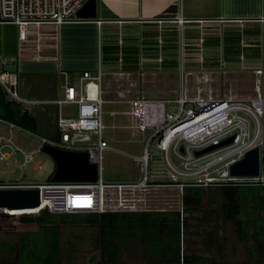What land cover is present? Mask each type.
Here are the masks:
<instances>
[{
	"label": "built area",
	"instance_id": "obj_1",
	"mask_svg": "<svg viewBox=\"0 0 264 264\" xmlns=\"http://www.w3.org/2000/svg\"><path fill=\"white\" fill-rule=\"evenodd\" d=\"M88 1L0 0V24L17 26V39L21 45L29 42L31 36L37 37L39 42L37 29L46 25L60 26L79 22L75 19V14ZM176 18L175 23L180 27L192 22L183 17ZM102 23L97 22L98 26ZM119 63L121 67L124 65L123 57L119 58ZM254 73L257 76L263 75L260 69H256ZM107 74L100 60L96 74L85 71L78 79L71 76L64 81L63 99L38 101L19 94L20 79L17 73L0 72V89L12 101L33 107L54 104L59 108V141L39 137L40 146L28 150L15 142L14 132L24 130L14 122L0 119V162L9 168L20 154L24 160L22 166L33 164L35 171H41L44 165L37 160L38 155L44 153V146L51 145L67 151L87 152L90 163L97 165L98 169L96 182H0V188H37L41 191V206L36 209L38 212L15 218L35 216L42 210H48L59 215L180 212L183 219L185 189L264 185L263 175L256 178L230 175L231 164L242 159L247 151L256 146L263 148L262 88L258 90V99L250 102L233 97L191 100L184 99L183 94L177 101L179 104L174 112H168L165 106L162 109L158 101L138 100L131 111L133 123H136L131 129L144 134L147 130L153 132L146 142L143 156L134 157L140 172L139 181L104 182L105 152L112 149L104 138L107 126L103 120V106L111 103L106 98L107 91L103 86V79ZM93 83L97 87V96L94 98L90 97V86ZM64 106H76L77 116L64 117ZM204 115L207 117L200 119ZM250 119L255 124L254 128ZM232 135H236V139L231 145L203 156L196 155L198 151L219 144ZM171 152L181 161L179 165L171 161ZM157 167L160 169H156ZM167 178L172 182L163 181ZM173 189H179L181 193L168 194V190L173 193ZM169 197L172 198L171 201ZM11 217L0 215V219L4 220Z\"/></svg>",
	"mask_w": 264,
	"mask_h": 264
},
{
	"label": "rangeland",
	"instance_id": "obj_2",
	"mask_svg": "<svg viewBox=\"0 0 264 264\" xmlns=\"http://www.w3.org/2000/svg\"><path fill=\"white\" fill-rule=\"evenodd\" d=\"M110 28L113 31L109 33L106 28L99 40L97 28L93 25L66 23L56 27L42 26L37 29L38 38H40L38 43L41 44L42 50L34 52L31 49H35V44H33L37 41L35 36L30 37L29 46L26 49L18 42L17 26L0 24V72L10 71L18 74L20 79L18 92L24 97L63 99L62 84L64 79L62 73L65 71L77 79L84 73V70H90L96 74L101 60L103 70L108 73L103 79V86L107 91V100L111 101L110 104L103 106V120L107 126L104 130V138L112 148L105 152L104 157L103 180L106 183H137L139 181L140 172L134 162V157L143 156L146 142L153 132L147 130L144 134L131 129L136 124L133 123L134 118L131 117V111L138 100L158 101L162 109L165 106L168 112H174L179 104L177 101L183 94H185L184 99L191 100L202 98L218 100L233 97V99L250 102L258 99V90L262 88L263 75L256 76L255 69H247L244 63H240L237 67H230L226 62H223L220 68H215L213 64L205 61L193 60L192 51L186 50L183 38L185 43L187 42L186 39L189 38L195 40L198 38L199 30L195 31V29L190 33H183V38L182 33L179 34L181 31L178 30L177 67L172 66L171 62L165 61L162 51H165L167 42L164 41L163 49L158 48L157 52L163 56H158L161 61H150L144 57L145 60L141 61V70L128 73L127 70L125 71L119 66L118 57H115L118 42L114 36L118 35L117 28L115 26ZM69 36L71 38L68 39ZM86 36L89 40L83 39ZM55 38L61 50L55 52L56 48V50L48 53L50 49H45L44 46ZM109 39L110 41L107 43L106 41ZM98 40L100 46H98ZM102 47L104 49L106 47L104 52H102ZM139 47L142 48L141 45ZM140 48L139 51L141 52ZM183 48H185L184 51ZM187 49H191V47L189 46ZM181 53H183L182 58ZM145 54L146 52L143 53V55ZM37 55L44 56V58L36 61L34 57ZM45 56L50 57L45 58ZM262 64L264 66V44ZM30 108L39 121L40 129L34 137L29 134L23 136L15 131V142L23 149L28 150L40 146L39 137L59 141L56 137L58 107L55 105H38ZM76 110V106H64L62 113L66 118L76 117ZM110 113L114 114L110 115ZM251 122L254 128L255 124L252 120ZM162 154L164 155V153ZM170 159L175 165H179L181 162L172 152ZM37 160L44 165V169L41 171H35L33 164L22 166L24 160L20 154L15 157L13 166L9 168L0 162V182L34 184L51 182L53 174L56 172L55 160L46 153L39 154ZM165 167L167 166L165 165ZM156 169L160 168L157 167ZM163 181L172 182L168 178ZM217 188L212 187V193L208 192L207 189L209 188H204L207 190L205 202H208L209 194H212L213 197L217 195L215 192ZM180 193L179 189H173V193L168 190V194ZM185 193L186 189L184 195ZM171 199L169 197V201ZM213 206L217 208L215 203ZM37 212L38 210H0V215L12 216L9 220L0 219V237L15 240L14 233L38 230L35 224H21L19 218H15L26 213ZM65 216L89 217L87 214H67ZM182 216H184L185 223L182 237L184 256L191 260V257L197 254L212 260L214 257L212 251L203 254L201 252L205 248L204 240L208 234L212 241V243H208L209 248L216 252L215 223L205 222L201 213L190 214L184 210ZM213 217L216 218L215 215ZM219 232L218 238L223 254L220 264H246L249 253L235 233L233 224L222 220L219 222ZM61 233L63 252L72 254L74 257L73 264H94L92 259H97V261L101 259L100 251L95 245V239L99 233L97 228L80 225L62 226ZM143 256L140 240L135 238L126 247L121 261L124 264H139L143 261ZM63 264H69V262L64 261Z\"/></svg>",
	"mask_w": 264,
	"mask_h": 264
},
{
	"label": "trees",
	"instance_id": "obj_3",
	"mask_svg": "<svg viewBox=\"0 0 264 264\" xmlns=\"http://www.w3.org/2000/svg\"><path fill=\"white\" fill-rule=\"evenodd\" d=\"M139 63L138 60H125L123 68L138 71ZM177 63L176 60L171 64L177 67ZM262 94L264 98V77ZM30 107L33 106L7 99L0 89V119L14 122L19 127L36 133L40 129L39 121ZM262 122L264 139V112ZM56 137L58 140L57 121ZM262 173L264 179V144ZM207 190L212 193L211 188ZM207 190L186 189L183 205L188 213H201L205 222L215 223L216 252L209 248L208 243H212L209 234L204 240L205 251L201 252L212 251V260L197 254L191 260L184 256L182 237L185 223L180 212L103 213L87 214L89 217H69L65 216L67 214L59 215L42 210L38 215L19 219L21 224H35L38 230L14 233L15 240L0 237V264H63L64 261L73 264L72 254L63 252L61 233L62 226L73 225L98 229L95 245L100 251L101 259H92L94 264H124L121 261L123 253L135 238L140 240L144 253L143 261L139 264H220L223 254L218 237L219 222L222 220L233 224L239 240L244 243L249 253L246 264H264V185L218 187L215 191L217 195L213 197L209 194L208 202H205ZM214 203L217 208H214Z\"/></svg>",
	"mask_w": 264,
	"mask_h": 264
},
{
	"label": "crops",
	"instance_id": "obj_4",
	"mask_svg": "<svg viewBox=\"0 0 264 264\" xmlns=\"http://www.w3.org/2000/svg\"><path fill=\"white\" fill-rule=\"evenodd\" d=\"M97 6L98 19L96 21L77 23L96 27L99 40L106 28L111 33L113 30L110 27L115 26L118 33L114 36L118 42L115 57H118V62L120 57L124 58V62L125 60L129 62L138 60L141 70V61L145 60L144 57L150 61H161L160 57L163 56L157 52L158 48L163 49L165 41L167 46L162 53H164L165 61L172 63L177 60L178 30L181 31L179 34L182 33L183 38V33H190L196 29L195 31L199 30L197 39L189 38L185 43L183 38L186 50L192 51L193 60L205 61L213 64L215 68H220L223 62L228 63L230 67H237L240 63H244L247 69H261L263 71L262 79L264 77L262 64L264 0H98ZM176 17H183L192 22L180 27L175 23ZM98 21L103 22L101 26H98ZM67 38L69 39L71 36ZM83 39L89 40L87 36ZM99 40L98 46H100ZM109 41L110 39L106 42ZM33 44H35V49L31 50L34 52L42 48L37 41ZM47 44L44 48L50 49L48 53L56 48L55 52L61 50L56 38ZM22 45L28 49L29 42ZM169 45L171 46L168 47ZM189 46L191 49H187ZM104 51L102 47V52ZM144 52H146L145 55H143ZM139 54L142 55L141 58ZM158 56H160L159 59ZM47 57L50 56H45V58ZM34 58L39 61L44 56L37 55ZM127 72L131 71L127 70ZM64 73L67 72L62 73L63 79L66 81ZM67 75L68 77L72 76L68 73ZM29 99L47 101L59 98Z\"/></svg>",
	"mask_w": 264,
	"mask_h": 264
},
{
	"label": "water",
	"instance_id": "obj_5",
	"mask_svg": "<svg viewBox=\"0 0 264 264\" xmlns=\"http://www.w3.org/2000/svg\"><path fill=\"white\" fill-rule=\"evenodd\" d=\"M98 0H89L80 8L75 19L79 22H92L98 19ZM7 99L9 97L6 95ZM11 100V99H9ZM236 139L232 135L219 144L209 146L196 153L203 156L231 145ZM56 162V172L51 182H96L98 179L97 165L90 163L87 152L67 151L50 145L43 148ZM261 146L247 151L245 156L231 164L230 175L233 177L256 178L262 176ZM41 206V191L37 188H0V209L36 210Z\"/></svg>",
	"mask_w": 264,
	"mask_h": 264
},
{
	"label": "bare ground",
	"instance_id": "obj_6",
	"mask_svg": "<svg viewBox=\"0 0 264 264\" xmlns=\"http://www.w3.org/2000/svg\"><path fill=\"white\" fill-rule=\"evenodd\" d=\"M69 77H68V75H67V73H65V80H67ZM69 80V79H68ZM96 92H97V87L95 86V83H93L91 86H90V97H96L97 96V94H96ZM55 100H61V99H55ZM52 105H54V104H52ZM57 106V105H56ZM58 107V106H57ZM64 108V107H63ZM59 109V108H58ZM207 117V115H204L202 118H200V119H204V118H206ZM19 127V126H18ZM19 128H21V127H19ZM21 129H23V128H21ZM24 130V132L22 131H18V133L20 134V135H23L24 136V134H29V135H31V136H36L35 135V133H32V132H30V131H28V130H25V129H23ZM257 139V135L255 136V140ZM51 146V145H50ZM54 147V146H53ZM57 148V147H56ZM60 149V148H59ZM84 152V151H83ZM45 153V152H44ZM47 154V153H46ZM55 174V173H54ZM54 174H53V176H54ZM0 210H7V209H0ZM8 211H16V210H8ZM18 211V210H17ZM22 211V210H21Z\"/></svg>",
	"mask_w": 264,
	"mask_h": 264
},
{
	"label": "clouds",
	"instance_id": "obj_7",
	"mask_svg": "<svg viewBox=\"0 0 264 264\" xmlns=\"http://www.w3.org/2000/svg\"><path fill=\"white\" fill-rule=\"evenodd\" d=\"M261 70V69H260ZM256 75V74H255ZM257 76V75H256ZM262 76V75H261ZM262 81H263V79H262ZM261 87H262V82H261Z\"/></svg>",
	"mask_w": 264,
	"mask_h": 264
},
{
	"label": "snow or ice",
	"instance_id": "obj_8",
	"mask_svg": "<svg viewBox=\"0 0 264 264\" xmlns=\"http://www.w3.org/2000/svg\"><path fill=\"white\" fill-rule=\"evenodd\" d=\"M89 206H90V204H89Z\"/></svg>",
	"mask_w": 264,
	"mask_h": 264
}]
</instances>
